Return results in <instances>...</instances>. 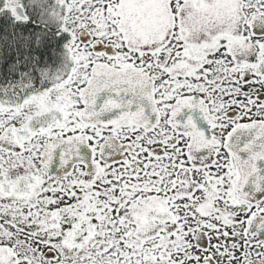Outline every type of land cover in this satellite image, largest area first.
Here are the masks:
<instances>
[{"label": "snow or ice", "instance_id": "6c2138e0", "mask_svg": "<svg viewBox=\"0 0 264 264\" xmlns=\"http://www.w3.org/2000/svg\"><path fill=\"white\" fill-rule=\"evenodd\" d=\"M0 264H264V0H0Z\"/></svg>", "mask_w": 264, "mask_h": 264}]
</instances>
